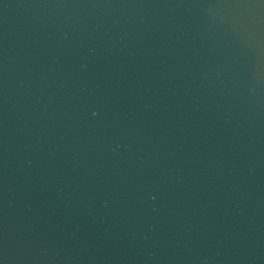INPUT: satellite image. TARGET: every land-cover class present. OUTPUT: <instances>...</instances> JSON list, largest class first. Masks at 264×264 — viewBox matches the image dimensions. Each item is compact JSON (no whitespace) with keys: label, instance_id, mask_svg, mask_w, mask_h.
Instances as JSON below:
<instances>
[{"label":"water","instance_id":"obj_1","mask_svg":"<svg viewBox=\"0 0 264 264\" xmlns=\"http://www.w3.org/2000/svg\"><path fill=\"white\" fill-rule=\"evenodd\" d=\"M199 264H264V0H121Z\"/></svg>","mask_w":264,"mask_h":264}]
</instances>
